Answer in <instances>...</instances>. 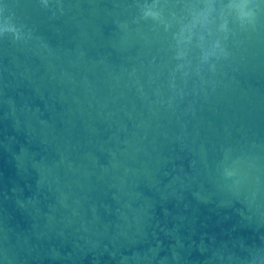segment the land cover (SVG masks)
<instances>
[{"label":"water","instance_id":"95a60500","mask_svg":"<svg viewBox=\"0 0 264 264\" xmlns=\"http://www.w3.org/2000/svg\"><path fill=\"white\" fill-rule=\"evenodd\" d=\"M0 264H264V0H0Z\"/></svg>","mask_w":264,"mask_h":264}]
</instances>
